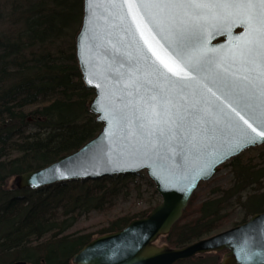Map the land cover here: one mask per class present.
I'll list each match as a JSON object with an SVG mask.
<instances>
[{"label": "water", "instance_id": "water-1", "mask_svg": "<svg viewBox=\"0 0 264 264\" xmlns=\"http://www.w3.org/2000/svg\"><path fill=\"white\" fill-rule=\"evenodd\" d=\"M186 11L163 3L82 0L74 53L82 83L94 92L88 110L101 129L75 151L10 178L8 186L38 190L144 172L161 200L123 229L95 236L73 255L72 264H176L220 252L217 264H264V212L179 248L159 242L180 220L200 182L242 152L264 145V124L258 119L236 103L232 108L243 119L227 107L217 111L221 92L216 88L215 97L196 90L227 69L238 94L258 108L264 105L260 61L249 65L235 55L236 38L245 27L236 24L231 35H211L201 52L198 44L184 45L191 27ZM210 25L206 22L205 29L212 32ZM205 55L213 63L192 72L188 62L199 63ZM178 69H183L182 76L195 77L184 91L175 83Z\"/></svg>", "mask_w": 264, "mask_h": 264}, {"label": "trees", "instance_id": "trees-1", "mask_svg": "<svg viewBox=\"0 0 264 264\" xmlns=\"http://www.w3.org/2000/svg\"><path fill=\"white\" fill-rule=\"evenodd\" d=\"M81 16L82 0H7L0 7V262L71 264L72 256L94 237L68 232L80 218L115 207L138 189L136 179L158 199L142 173L39 190L7 185L10 178L75 151L101 128L88 111L93 92L82 83L74 54ZM254 152L256 165L243 161L244 153L233 158L227 163L233 174L231 186L215 187L196 210L194 194L180 220L159 242L182 247L211 235L222 228V212L232 204L243 211L241 223L263 212L264 146L246 154ZM152 207L117 215L94 234L118 231ZM215 256L177 264H216Z\"/></svg>", "mask_w": 264, "mask_h": 264}, {"label": "snow or ice", "instance_id": "snow-or-ice-1", "mask_svg": "<svg viewBox=\"0 0 264 264\" xmlns=\"http://www.w3.org/2000/svg\"><path fill=\"white\" fill-rule=\"evenodd\" d=\"M116 2H120V0H116ZM122 2L163 3L186 9L185 14L189 17L191 27L184 34V45L187 47L198 44L201 52L207 50L208 39L211 35L221 31L231 35L233 26L236 24L243 25L245 32L236 38L235 55L241 63L249 65L255 64L259 60L261 67L264 68V0H122ZM208 21H211L210 27L214 29L212 32L205 29V23ZM212 63L213 59L205 55L199 63L188 62V67L191 68L192 72L199 73L206 65ZM227 71L224 69V72L217 73L214 79L201 82L196 89L197 92L212 93V96L215 97L212 89L216 88L217 91L221 92L219 97L221 103L214 105L217 111L223 113L224 108L227 107L236 112V109L232 108V103H236L241 111L248 113L252 118L258 119L261 124H264V105L258 108L250 103L247 96L238 94L233 81L227 76ZM182 72L183 69L175 70L178 77L175 81L178 91L190 88L195 79V77L182 76ZM155 99L153 97V100ZM225 115L227 114L225 113ZM236 115L240 116V113L236 112ZM243 118L240 116V119ZM260 136L264 137V132H261ZM248 142L255 143V139L249 138ZM252 255V253L245 252L248 259H251Z\"/></svg>", "mask_w": 264, "mask_h": 264}, {"label": "rangeland", "instance_id": "rangeland-1", "mask_svg": "<svg viewBox=\"0 0 264 264\" xmlns=\"http://www.w3.org/2000/svg\"><path fill=\"white\" fill-rule=\"evenodd\" d=\"M6 1L7 0H0V7H2V4H4V2ZM247 152L248 151L244 152L245 156L243 158V161H250L256 165L258 161L255 160V155H254L255 152L253 154L251 153L246 154ZM228 162L229 161L222 164L219 171L216 172V174L210 180L206 182H201L199 184L198 189L195 192L196 199L192 204V207L195 208V210L199 206L200 202L206 200L207 198L213 195L212 190L215 187H221L222 189H226L231 186L233 181V174L231 172V167L228 166L227 164ZM136 180L138 182V186H137L138 189L132 191L126 199H122L118 201L115 207H110L109 209L104 210L102 214L94 212L86 216L85 218L84 217L80 218V220L68 232L90 233L92 234V237L93 236L95 237L98 234H94V233H96L102 227L104 228L106 226L105 223L108 220L113 219L115 216L117 215L121 216L124 213H128V212L137 213L139 211L146 210L149 204L153 206L156 205V201L158 200L159 202L161 198L158 196V199H156L154 196L151 195L152 191L150 189H148L144 184H142V182H140L139 179ZM222 213L224 216L222 219L223 226L222 228L216 230L212 234H217L222 231H225L237 224H240L242 221L243 211L236 204H232L231 206H229V208H227V210H225ZM189 214H188V218H191L192 215L194 216L196 215V212L192 213L191 215ZM204 257L205 255H202V256L193 257L191 259L204 258ZM215 257L217 264L218 261L220 260V256L217 255ZM0 264H7V262L6 261L0 262Z\"/></svg>", "mask_w": 264, "mask_h": 264}, {"label": "bare ground", "instance_id": "bare-ground-1", "mask_svg": "<svg viewBox=\"0 0 264 264\" xmlns=\"http://www.w3.org/2000/svg\"><path fill=\"white\" fill-rule=\"evenodd\" d=\"M104 178V177H103ZM101 179V178H100Z\"/></svg>", "mask_w": 264, "mask_h": 264}]
</instances>
